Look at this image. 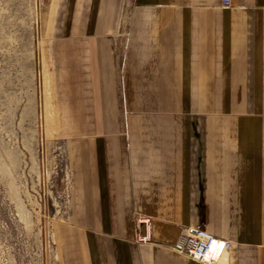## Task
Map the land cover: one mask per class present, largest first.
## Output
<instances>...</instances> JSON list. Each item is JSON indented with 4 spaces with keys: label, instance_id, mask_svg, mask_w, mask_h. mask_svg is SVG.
<instances>
[{
    "label": "crops",
    "instance_id": "0c3cea01",
    "mask_svg": "<svg viewBox=\"0 0 264 264\" xmlns=\"http://www.w3.org/2000/svg\"><path fill=\"white\" fill-rule=\"evenodd\" d=\"M234 2L59 0L35 69L78 264H264V0ZM188 227L231 248L191 259Z\"/></svg>",
    "mask_w": 264,
    "mask_h": 264
},
{
    "label": "rangeland",
    "instance_id": "374dc122",
    "mask_svg": "<svg viewBox=\"0 0 264 264\" xmlns=\"http://www.w3.org/2000/svg\"><path fill=\"white\" fill-rule=\"evenodd\" d=\"M61 5L0 0V264H78L73 165L63 148L49 153L66 141L45 137L70 123L44 120L35 69Z\"/></svg>",
    "mask_w": 264,
    "mask_h": 264
},
{
    "label": "built area",
    "instance_id": "2783aa9c",
    "mask_svg": "<svg viewBox=\"0 0 264 264\" xmlns=\"http://www.w3.org/2000/svg\"><path fill=\"white\" fill-rule=\"evenodd\" d=\"M222 5L225 7H234V0H222ZM150 219L138 216V229L144 227L145 233L140 236L139 241L147 242L151 240ZM221 242L225 249L231 248L230 241L220 240L214 235L203 229L188 227L183 230V233L174 244V249L178 252L187 255L191 259L206 263L214 251L216 245Z\"/></svg>",
    "mask_w": 264,
    "mask_h": 264
}]
</instances>
